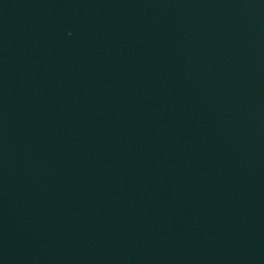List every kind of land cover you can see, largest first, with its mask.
Returning <instances> with one entry per match:
<instances>
[{
    "label": "water",
    "instance_id": "obj_1",
    "mask_svg": "<svg viewBox=\"0 0 264 264\" xmlns=\"http://www.w3.org/2000/svg\"><path fill=\"white\" fill-rule=\"evenodd\" d=\"M0 264H264V0H0Z\"/></svg>",
    "mask_w": 264,
    "mask_h": 264
}]
</instances>
